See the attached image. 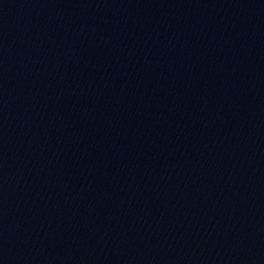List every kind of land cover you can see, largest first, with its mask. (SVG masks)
<instances>
[{
    "label": "water",
    "instance_id": "water-1",
    "mask_svg": "<svg viewBox=\"0 0 264 264\" xmlns=\"http://www.w3.org/2000/svg\"><path fill=\"white\" fill-rule=\"evenodd\" d=\"M0 264H264V0H0Z\"/></svg>",
    "mask_w": 264,
    "mask_h": 264
}]
</instances>
